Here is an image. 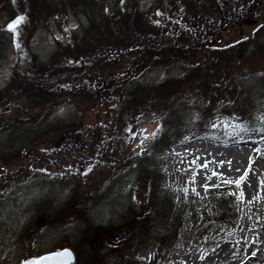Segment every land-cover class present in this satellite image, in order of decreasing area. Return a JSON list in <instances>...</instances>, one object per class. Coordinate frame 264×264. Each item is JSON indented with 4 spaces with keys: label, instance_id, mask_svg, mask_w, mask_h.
I'll return each instance as SVG.
<instances>
[{
    "label": "rangeland",
    "instance_id": "rangeland-1",
    "mask_svg": "<svg viewBox=\"0 0 264 264\" xmlns=\"http://www.w3.org/2000/svg\"><path fill=\"white\" fill-rule=\"evenodd\" d=\"M52 3L60 6L38 13L35 29L30 22L9 36L0 20V35H8L0 39V123L33 126L23 141L0 129V264L72 247L80 256L74 262L71 250L72 264H264V109L254 97L249 107L257 114L246 125L233 108V94L256 93L264 81V48L255 49L264 47V0ZM59 49L77 76L49 88L35 83L32 92L49 95L43 106L23 92L26 69L45 70ZM107 56V76L115 81L101 82L106 73L90 67ZM121 77L139 80L143 100L126 102ZM172 110L179 114L163 126ZM157 129L161 143L153 141ZM206 152L219 163L217 178L188 159L200 161ZM221 191L230 196L227 225L211 204ZM156 197L173 205L168 214L159 211L164 218L182 221L166 255L161 248L174 223L164 219L154 227L162 243L137 224L150 217ZM83 221L100 229L91 239ZM131 227L139 228L134 237Z\"/></svg>",
    "mask_w": 264,
    "mask_h": 264
},
{
    "label": "trees",
    "instance_id": "trees-1",
    "mask_svg": "<svg viewBox=\"0 0 264 264\" xmlns=\"http://www.w3.org/2000/svg\"><path fill=\"white\" fill-rule=\"evenodd\" d=\"M53 0H7L6 2L4 1V3H2V5L0 6V20H4V24L6 25V27L3 28V30L5 31V33H7L9 36H11L12 31L8 30V25L12 24L16 21V19L18 17H23V21L17 26L16 30H19L20 27H24L28 28L30 22V30H31V26H33V28L35 29V27L39 24L38 20H37V15L38 13H46L51 15L53 11H55L54 9L57 8L60 5L57 4H53L52 3ZM73 1V0H71ZM77 1V0H74ZM69 2V1H66ZM64 3V2H63ZM61 4V3H60ZM28 12L32 13V20L30 19V17H28L27 14H29ZM34 22V23H33ZM33 24V25H32ZM7 28V29H6ZM33 30V29H32ZM14 32V33H15ZM8 35H0V39L3 41H6V38L8 37ZM86 41V38L83 39V42ZM17 37H13V45L16 48V52L20 55V51L19 48H17ZM5 43V42H4ZM84 44V43H83ZM264 47L262 46H258L255 47V49L257 50H262ZM162 49L161 53H158L157 55H162V53H164V49ZM149 53L151 57H154V61H156L158 59V56L155 54L154 49H148ZM256 50V51H257ZM148 56V57H149ZM110 56H107V60H103L100 61V63H96L93 62L91 64V69L92 68H98V70L100 69L101 72L106 73L103 76V80L101 82H106V81H115L114 77H108V66L110 64V60H109ZM145 59H152V58H145ZM143 58L140 60L142 61ZM51 66H49L48 68H46L45 70H40L41 73H39L40 71H36L35 69H32L30 67H28L26 69V74H27V81H25L27 83V87L26 90H23L24 93H26L27 95L29 94H34L35 100H38V102L44 104L43 106H46L49 102H50V98L48 97L49 95L47 93L43 91H34L32 92V87L33 85H38L39 82H41V84L45 85L49 88L52 87L54 85H57L56 83H58V81H65V80H69L71 79V77L75 74L73 68L71 66H68L66 64V62H62L60 61V49H59V53L56 54V57H54V59L51 62ZM99 64V67H97V65ZM140 66V68H143L144 66L142 65V63H136ZM18 65V64H17ZM23 66V64H21ZM19 66V65H18ZM137 66V65H136ZM137 66V67H139ZM137 67L135 68V66H130V68L128 69L129 71L131 70H135L137 69ZM39 73V74H38ZM77 76V74H75ZM128 76V75H126ZM41 80V81H40ZM118 81L120 83H124L121 87H122V93L123 96L126 100V102L130 103V106H133L135 103V99L137 98H141L143 100V98L145 97L146 93V88L142 85H140V82L138 79H131V78H127V77H121L120 79H118ZM166 81V80H164ZM162 81L161 83H158L156 85H153L154 88H158L161 86V84L164 82ZM49 82V83H48ZM259 83L257 84L256 87V93L254 92H249L246 90H242L240 89L237 93L233 94V97L236 98L235 105L233 106V108L236 110V112L240 113H244L242 114V116H239L240 118L244 119V123L246 125H249V122H253V118L254 116L257 114L255 111L251 112V108L250 103H252V99L255 97H257L256 99H259V104L262 106L261 108L264 109V81H258ZM46 83V84H45ZM158 85V86H157ZM44 88V87H43ZM153 88V89H154ZM176 91H173L169 94H167V101L171 102V99L174 97ZM47 95V96H46ZM237 99H240L241 102H237ZM170 107V106H169ZM126 110H122L119 109L118 115L121 118H124V120H126ZM46 114V113H45ZM44 114V116H45ZM179 112L178 110H172L170 112H168V114L166 115V117L164 119H162L161 123H173V117H175L176 115H178ZM258 114H260L258 112ZM244 115V116H243ZM261 115L264 117V114L261 113ZM168 119V121H167ZM121 120V119H120ZM18 120L17 119H4L1 123H0V129L5 130L6 132L9 131V134L11 135H15L16 136V140L20 141V140H27L25 138H29L33 126L31 123H28V121H25L26 123H17ZM31 124V125H30ZM264 124V120L261 121L260 125ZM154 143H161L162 141V137L160 132L157 134V136L153 139ZM168 141V140H167ZM121 147H123L122 143H119ZM17 150H19L17 148ZM143 157L138 158L139 163H137V167L138 168H143L142 167V163H140V160ZM130 163L133 162V158L128 160ZM135 161V160H134ZM135 163V164H136ZM151 173V172H149ZM150 176V174H148ZM151 178V177H150ZM213 200L211 202V204L213 205L214 208H216L218 210V214L216 216V218H218L219 220H224L222 223L223 224H228V220L230 218V196L229 193L227 191H221L218 193L213 194ZM156 197L155 201H152V199L150 200V207H151V215L150 217H146L143 218L141 220L135 223L139 224L140 227L142 226V228L140 229V231L146 234H153L154 231V227L157 225H159V222H162L164 219L167 220V226H169L168 223V219L170 221H172L174 224L172 227H170L169 230H167L166 236H167V242L165 243V245H162L161 248V254L162 255H166L168 254V252L171 250L176 238H177V232L181 227L182 221L179 220L176 216L173 217H168L164 218L163 215H161L160 213L162 211H167V214L169 211L172 210V203L170 199H167V201H165L164 199H160ZM226 201V202H225ZM228 203V204H227ZM152 206H153V210L155 211V213H157L158 216L157 219H154L155 214L153 213L152 210ZM160 211V213H159ZM203 214H205L203 212ZM148 220V221H147ZM150 222V226L147 225V223ZM83 223H85V231L86 233H88L87 237H89V239H91L94 235H96L95 233H97L98 228L93 227L92 225H89L86 221H83ZM164 224L166 223V221L163 222ZM130 225V224H129ZM128 225V226H129ZM134 226V225H133ZM158 227V226H157ZM131 232L133 237L135 236V233L139 232V228H133L131 227ZM100 237H101V233H99ZM162 234H153V236L155 237V239L159 242L162 243V237L160 236ZM165 236V235H163ZM161 237V238H160ZM165 241V240H164ZM89 242V240H88ZM71 250L73 251L74 255H75V261L77 262L78 255L75 249H73V247L71 248ZM95 262H98L97 260Z\"/></svg>",
    "mask_w": 264,
    "mask_h": 264
},
{
    "label": "snow or ice",
    "instance_id": "snow-or-ice-1",
    "mask_svg": "<svg viewBox=\"0 0 264 264\" xmlns=\"http://www.w3.org/2000/svg\"><path fill=\"white\" fill-rule=\"evenodd\" d=\"M23 19H24L23 17H18L14 23L8 25V30L15 32V29L23 21ZM16 46H17V48H19V44H17ZM213 127H215V125H213ZM161 131H162V129H157V132L152 133V137L155 138L156 135ZM261 131H264V129H261ZM147 139H148V137L144 136L141 140V145H143L144 141ZM90 170L91 169H89V171ZM39 171L47 172L46 169H41ZM213 175H217V173L214 172ZM223 182L229 183L228 180H224ZM203 187H204L205 191H208V185L207 184L203 185ZM184 191L186 192L187 190L185 189ZM193 191H195V190H193ZM60 257H67V259L66 260H60V259H58ZM23 264H72V254L69 250L65 249L63 251H57L55 253H52L51 255L41 257L39 259H32V260L24 261Z\"/></svg>",
    "mask_w": 264,
    "mask_h": 264
},
{
    "label": "bare ground",
    "instance_id": "bare-ground-1",
    "mask_svg": "<svg viewBox=\"0 0 264 264\" xmlns=\"http://www.w3.org/2000/svg\"><path fill=\"white\" fill-rule=\"evenodd\" d=\"M198 145H199V144H198ZM180 148H182V147H180ZM180 148L177 149V154L181 153V149H180ZM232 149H236V148H232ZM188 159L192 162L193 167L197 168L198 170H199V168L202 169V168L206 165V169H209V170H208V174H207V173H206V174H207L209 177H211V178H217V177L219 176L218 173L220 174V172H219V171L215 172L219 163H218V161L214 158V156L211 155L209 152L204 153V154L201 156V158H200L201 160H200V161H194V160H195L194 157H188ZM249 162L252 163L251 160H249ZM212 166H213L215 169H212ZM249 169H250V167H249ZM210 170H212V171H210ZM214 172L217 173V175H213ZM241 186L243 187V189H244L246 195H247L248 197H250V198H253V192H252V189H251L249 183H248L246 180L242 181Z\"/></svg>",
    "mask_w": 264,
    "mask_h": 264
},
{
    "label": "water",
    "instance_id": "water-1",
    "mask_svg": "<svg viewBox=\"0 0 264 264\" xmlns=\"http://www.w3.org/2000/svg\"><path fill=\"white\" fill-rule=\"evenodd\" d=\"M65 249H67V248H64V249H57V250H55V251H53V252H51V253L44 254V255H41V256H39V257H37V258H31V259H27V260H32V259H39V258H41V257L48 256V255H51L52 253H55V252H57V251H63V250H65ZM67 250H69V249H67ZM69 251H70V252H71V254H72V263H73L74 256H73V253H72V251H71V250H69ZM58 259H60V260H66V259H67V257H60V258H58ZM27 260H25V261H27ZM23 262H24V261H23ZM23 262H22V264H23Z\"/></svg>",
    "mask_w": 264,
    "mask_h": 264
}]
</instances>
